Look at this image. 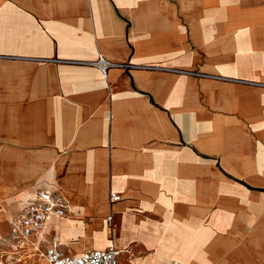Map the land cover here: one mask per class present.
<instances>
[{
  "label": "crops",
  "instance_id": "obj_1",
  "mask_svg": "<svg viewBox=\"0 0 264 264\" xmlns=\"http://www.w3.org/2000/svg\"><path fill=\"white\" fill-rule=\"evenodd\" d=\"M40 190L43 251L264 264V0H0L1 251Z\"/></svg>",
  "mask_w": 264,
  "mask_h": 264
},
{
  "label": "built area",
  "instance_id": "obj_2",
  "mask_svg": "<svg viewBox=\"0 0 264 264\" xmlns=\"http://www.w3.org/2000/svg\"><path fill=\"white\" fill-rule=\"evenodd\" d=\"M96 65L106 75L111 63L100 57ZM121 197L111 194V201L118 202ZM68 203L64 197L49 191L40 190L12 222L8 239L10 249L0 250V264H29L31 257L38 256L48 264H118L120 251L115 246L107 250H93L78 256H65L56 247L43 251L36 243L46 230L48 218L55 215L65 218Z\"/></svg>",
  "mask_w": 264,
  "mask_h": 264
},
{
  "label": "rangeland",
  "instance_id": "obj_3",
  "mask_svg": "<svg viewBox=\"0 0 264 264\" xmlns=\"http://www.w3.org/2000/svg\"><path fill=\"white\" fill-rule=\"evenodd\" d=\"M128 251L130 252L129 254H127L128 255V258H127L128 261L132 260L133 258H135L141 254L140 250L134 246L131 247Z\"/></svg>",
  "mask_w": 264,
  "mask_h": 264
}]
</instances>
